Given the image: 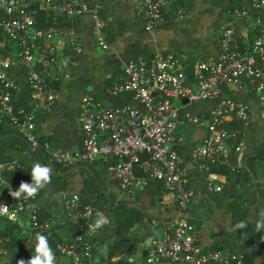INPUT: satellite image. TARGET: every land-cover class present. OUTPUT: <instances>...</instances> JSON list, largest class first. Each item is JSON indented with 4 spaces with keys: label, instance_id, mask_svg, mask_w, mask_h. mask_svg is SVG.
I'll return each instance as SVG.
<instances>
[{
    "label": "built area",
    "instance_id": "1",
    "mask_svg": "<svg viewBox=\"0 0 264 264\" xmlns=\"http://www.w3.org/2000/svg\"><path fill=\"white\" fill-rule=\"evenodd\" d=\"M104 1L91 0L89 7L83 0H0V119L11 121L32 149L42 148L48 161L63 168L78 161L117 157L119 162L109 176L121 190H133L136 168L146 179L161 183V200L175 207V216L150 239L144 258L129 255L124 259L126 264H247L242 255L201 243L199 230L189 217L192 190L179 149L184 143V125L204 132L190 155L206 175L208 192L221 189L216 168L238 170L242 165L243 127L252 112L246 102L228 95L226 90L230 85L247 86L256 100L264 103V0H244L233 11L250 18L249 25L256 31L248 50H238L236 32L227 27L218 37V55L194 62L191 69H187L181 54L169 51L157 50L150 57L128 59L105 89L108 95L126 101L106 103L85 93L77 114L83 133L82 151L55 149L47 139L40 140L36 135L35 112L14 103L10 69L16 64L25 67L35 95L34 107L51 110L57 98L52 72L63 59L81 51L82 38L73 20L90 10L97 45L109 47L101 14ZM167 8L168 0H139L136 12L146 20V29H152L165 19ZM176 10L177 19L187 14L184 7L177 6ZM41 14L46 23L42 27L37 25ZM6 47H14V54ZM175 99L184 104L207 100L213 104L207 112L193 114L174 104ZM19 166L17 159L0 161V216L14 223L15 231L41 230L50 236L53 221L41 219L38 194L29 199H14L9 194L18 187L7 183L5 173ZM61 199L73 230L68 238L57 241V250L69 264H91L89 225L102 211L82 201L77 193L64 191ZM104 216L106 226L109 219Z\"/></svg>",
    "mask_w": 264,
    "mask_h": 264
},
{
    "label": "crops",
    "instance_id": "2",
    "mask_svg": "<svg viewBox=\"0 0 264 264\" xmlns=\"http://www.w3.org/2000/svg\"><path fill=\"white\" fill-rule=\"evenodd\" d=\"M83 1L91 7V0ZM138 1L103 2L101 14L106 23L108 48H102L96 43L90 10L73 20L82 38L81 51L63 59L52 72L57 98L51 110L42 111L34 107L35 95L27 82L25 67L16 64L10 69V76L14 81V103L35 112V133L38 137L47 139L53 148L82 151L83 133L77 123V114L85 93H91L106 103H121L125 100L108 95L105 89L128 59L140 55L150 57L160 50L181 54L183 61L191 65L204 57L218 55V37L224 28L232 27L235 30L236 45L240 51L248 50L256 36V31L248 22L251 19L233 13L242 6L244 0H168L165 19L152 29H146V20L137 14ZM177 6L187 9V14L181 19L176 18ZM61 21L65 22L66 19ZM37 25L45 26L43 14L39 15ZM6 48L14 54V47ZM226 93L246 102L252 112L250 121L243 127L245 158L238 170L216 168L221 189L219 192H208L205 188L206 175L190 155L204 132L189 125L182 127L184 143L179 150L192 190L189 217L198 228L201 243L205 247L242 255L247 264H264V229H256V224L261 219L260 214L264 212V103L257 101L247 86L230 85ZM212 104L213 101L210 100L190 104L181 101V106L193 114L207 112ZM5 128H9L7 123ZM27 147H30L28 143ZM27 151L22 150L19 154L24 155ZM118 162L117 157L92 162L97 176L92 191L84 186L79 168L72 166L69 173H60V168L47 160L45 166L52 170L53 178H62L58 182L51 181L38 193L41 219L50 218L53 221V232L49 236L41 230H17L11 238L3 236L0 264H9L13 255L16 262L20 259L27 261L31 255H35L37 234L48 238L56 264H69L67 259L60 256L56 247L57 241L68 238L73 230L61 199L64 191L77 193L89 203L97 201L100 193L102 200L98 207L105 215L108 201L140 206L145 211L143 221L126 233L120 247L114 251L111 250V244L118 236L115 226L106 225L96 233L90 232L88 239L93 246L89 259L91 264L124 263L129 255L144 258L148 247L145 241H150L159 234L164 223L174 218L176 210L174 206L162 202L161 183L146 179L139 168L135 169L133 190H121L109 176ZM30 175L31 172L28 171L20 173V180L15 183L6 176L5 179L9 185L19 188L22 181L31 182Z\"/></svg>",
    "mask_w": 264,
    "mask_h": 264
},
{
    "label": "trees",
    "instance_id": "3",
    "mask_svg": "<svg viewBox=\"0 0 264 264\" xmlns=\"http://www.w3.org/2000/svg\"><path fill=\"white\" fill-rule=\"evenodd\" d=\"M1 38L2 37L0 36V39ZM192 67L193 64L187 65V69H191ZM5 123H7L9 128H5ZM39 139L43 140L44 138L39 137ZM27 143L28 142L18 133V131L15 128V125L11 121H9L8 119H0V161H4L14 157L15 159H17V161L20 164V166L15 170L8 171L5 173V176L10 178L12 183L18 182V180H20L18 178V175H20V173L25 171L31 172L32 167L36 162H39L42 165L47 164L45 152L42 150V148L34 150L31 149L30 147L28 148ZM25 149L28 150L26 154L24 155L19 154L20 151ZM144 158L145 156L142 155V159ZM54 165L60 168V173L63 172L69 173L72 170L71 167L63 168L58 164H54ZM74 167L79 168L81 170L83 175L84 186L89 190L94 191V186L96 185L97 176L94 166L92 165V162L78 161L73 165V168ZM61 179L62 178H53L52 176L51 181L58 182ZM101 197L102 195L99 193V198L97 199V201L90 203L95 206H99L102 200ZM81 200L84 201L82 197ZM107 203L108 206L106 210V216L109 219L108 226H115L118 231L117 238L111 244V250L114 251L115 249H118L120 247L121 243L125 239L126 233L130 231L134 225L139 224L143 221L145 217V211L143 210V208L136 205H120V204H115L113 201H108ZM0 218H1L0 219L1 221L0 245H1V238L5 235L6 236L8 235L11 238L12 234L15 231L16 225L7 218H4L2 216ZM9 264H17L14 255L11 257ZM115 264H126V262L124 261V263L120 262Z\"/></svg>",
    "mask_w": 264,
    "mask_h": 264
},
{
    "label": "clouds",
    "instance_id": "4",
    "mask_svg": "<svg viewBox=\"0 0 264 264\" xmlns=\"http://www.w3.org/2000/svg\"><path fill=\"white\" fill-rule=\"evenodd\" d=\"M31 182H21L19 188L15 191L9 190V194L14 199L35 198V196L43 189H45L52 179V170L36 162L31 170ZM261 219L256 224L257 231L264 229V212H261ZM98 218L93 224L89 225V230L96 233L105 224V216L102 212L97 213ZM243 226V225H241ZM35 255H31V258L25 261L20 259L17 264H56V257L52 251L48 238L43 234H37L35 236ZM151 241H145V245L150 244Z\"/></svg>",
    "mask_w": 264,
    "mask_h": 264
},
{
    "label": "rangeland",
    "instance_id": "5",
    "mask_svg": "<svg viewBox=\"0 0 264 264\" xmlns=\"http://www.w3.org/2000/svg\"><path fill=\"white\" fill-rule=\"evenodd\" d=\"M174 104H176V105H181V101H180L179 99H175V100H174Z\"/></svg>",
    "mask_w": 264,
    "mask_h": 264
}]
</instances>
